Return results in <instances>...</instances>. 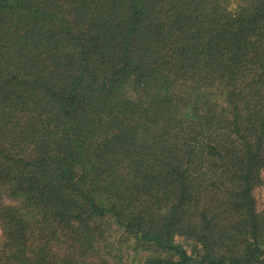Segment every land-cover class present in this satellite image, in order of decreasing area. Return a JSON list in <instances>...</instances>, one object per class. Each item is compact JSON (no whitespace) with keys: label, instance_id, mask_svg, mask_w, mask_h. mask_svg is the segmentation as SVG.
I'll list each match as a JSON object with an SVG mask.
<instances>
[{"label":"trees","instance_id":"16d2710c","mask_svg":"<svg viewBox=\"0 0 264 264\" xmlns=\"http://www.w3.org/2000/svg\"><path fill=\"white\" fill-rule=\"evenodd\" d=\"M237 1L0 0V264H264V0Z\"/></svg>","mask_w":264,"mask_h":264},{"label":"rangeland","instance_id":"374dc122","mask_svg":"<svg viewBox=\"0 0 264 264\" xmlns=\"http://www.w3.org/2000/svg\"><path fill=\"white\" fill-rule=\"evenodd\" d=\"M223 2L228 9L233 10L235 9L238 1L237 0H223ZM256 192H257L258 197L260 198L261 203L263 204L262 206H264V187L257 188ZM114 243L116 244V249L120 246H124L122 245V243H120V241H118V239H116ZM134 255L137 256L136 253L131 252L129 257L134 256Z\"/></svg>","mask_w":264,"mask_h":264}]
</instances>
